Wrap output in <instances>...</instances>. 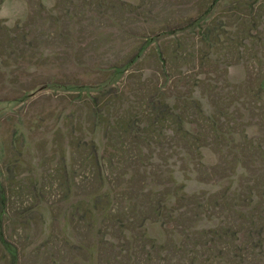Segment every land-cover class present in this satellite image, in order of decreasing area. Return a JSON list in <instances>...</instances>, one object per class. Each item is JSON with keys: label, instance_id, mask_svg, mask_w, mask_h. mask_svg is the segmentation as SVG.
Returning a JSON list of instances; mask_svg holds the SVG:
<instances>
[{"label": "rangeland", "instance_id": "obj_1", "mask_svg": "<svg viewBox=\"0 0 264 264\" xmlns=\"http://www.w3.org/2000/svg\"><path fill=\"white\" fill-rule=\"evenodd\" d=\"M0 264H264V0H0Z\"/></svg>", "mask_w": 264, "mask_h": 264}, {"label": "trees", "instance_id": "obj_2", "mask_svg": "<svg viewBox=\"0 0 264 264\" xmlns=\"http://www.w3.org/2000/svg\"><path fill=\"white\" fill-rule=\"evenodd\" d=\"M218 1V0H217ZM263 94V87H261L259 90H258V93L257 95L261 96Z\"/></svg>", "mask_w": 264, "mask_h": 264}]
</instances>
